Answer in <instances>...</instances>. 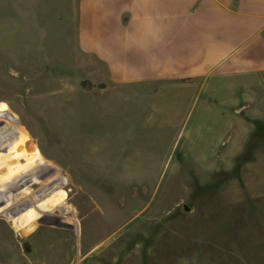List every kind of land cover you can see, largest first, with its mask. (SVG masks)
Segmentation results:
<instances>
[{"label": "rangeland", "instance_id": "374dc122", "mask_svg": "<svg viewBox=\"0 0 264 264\" xmlns=\"http://www.w3.org/2000/svg\"><path fill=\"white\" fill-rule=\"evenodd\" d=\"M75 9L0 0V264H264V88L103 90Z\"/></svg>", "mask_w": 264, "mask_h": 264}, {"label": "crops", "instance_id": "0c3cea01", "mask_svg": "<svg viewBox=\"0 0 264 264\" xmlns=\"http://www.w3.org/2000/svg\"><path fill=\"white\" fill-rule=\"evenodd\" d=\"M74 15L103 90L136 84L189 100V114L234 84L264 88V0H76Z\"/></svg>", "mask_w": 264, "mask_h": 264}, {"label": "trees", "instance_id": "16d2710c", "mask_svg": "<svg viewBox=\"0 0 264 264\" xmlns=\"http://www.w3.org/2000/svg\"><path fill=\"white\" fill-rule=\"evenodd\" d=\"M262 77H263V80H264V72L262 73ZM81 86L82 88L84 89H90L92 87V84L88 81H83L81 82ZM103 86L102 85H99V88H102Z\"/></svg>", "mask_w": 264, "mask_h": 264}, {"label": "water", "instance_id": "95a60500", "mask_svg": "<svg viewBox=\"0 0 264 264\" xmlns=\"http://www.w3.org/2000/svg\"><path fill=\"white\" fill-rule=\"evenodd\" d=\"M182 208L185 212H190L191 210L187 205H183Z\"/></svg>", "mask_w": 264, "mask_h": 264}]
</instances>
